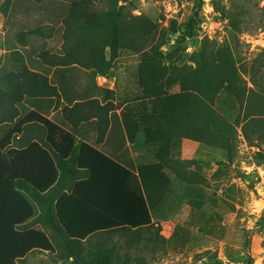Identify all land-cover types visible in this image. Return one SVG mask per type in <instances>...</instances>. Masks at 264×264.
<instances>
[{
	"label": "trees",
	"instance_id": "1",
	"mask_svg": "<svg viewBox=\"0 0 264 264\" xmlns=\"http://www.w3.org/2000/svg\"><path fill=\"white\" fill-rule=\"evenodd\" d=\"M100 2L70 4L63 20L62 53L52 58L44 52L46 64L81 66L95 77L111 75L122 53L120 31L135 16L120 0H107L106 8ZM54 29L44 25L29 33L52 38ZM170 32L178 36L168 53L163 51L166 39L161 37L152 45L145 40L132 46L140 48V80L149 98L131 116L137 118V129L142 127L146 143L161 144L157 168L145 165L136 174L131 165L98 147L108 132V111H112L107 110L108 104L90 100L85 114H80L81 102L63 108L70 123L96 119L100 137L91 144L37 109L20 117L15 99L9 102L0 91V123L16 121L0 139V264H20L35 251L57 255L60 262L72 258L74 264H130L128 257L119 256L115 245L92 240L117 231L136 234L154 225L152 207L157 197L149 173L156 179L158 168L170 160L162 152L174 138L220 148L233 162L239 126L253 125L259 145L255 163L264 165V48L250 63H239L229 44L204 40L200 50L189 56L194 63L189 66L177 61L185 55L183 43L193 29L173 27ZM42 81L43 85L30 81L32 97L61 95L45 77ZM177 85L179 90L172 92ZM222 96L236 107L235 118L232 104L219 107ZM33 125L43 135L16 145ZM143 263L138 258L132 264Z\"/></svg>",
	"mask_w": 264,
	"mask_h": 264
},
{
	"label": "rangeland",
	"instance_id": "2",
	"mask_svg": "<svg viewBox=\"0 0 264 264\" xmlns=\"http://www.w3.org/2000/svg\"><path fill=\"white\" fill-rule=\"evenodd\" d=\"M73 1L0 0V91L9 102L15 99L20 117L37 109L70 129L63 108L73 103L67 98H93L95 104H108L115 128L108 146L100 147L131 165L136 174L145 165L157 168L162 147L146 143L142 127L137 129V118L131 116L149 98L140 80V48L132 49L135 43L147 40L146 45H152L161 37L166 39L163 51L168 53L178 36L170 29L188 32L191 27L193 35L183 43L185 55L177 61L189 66H194L189 56L200 50L204 40L229 44L239 63H250L264 48V0H120L135 19L120 31L122 53L111 75L102 79L81 66H50L43 53L52 58L61 55L63 20ZM99 6L106 8L107 0H101ZM44 25L54 26L52 38L29 33ZM43 77L56 86L60 96L50 100L48 96H31L30 81L43 85ZM171 90L177 91L179 86ZM16 93L19 97L10 96ZM231 104L224 96L219 101L222 109ZM231 108L235 118L236 107L232 104ZM15 124L0 123V139ZM82 126L78 131L81 137L91 143L99 140V131L91 123ZM238 130L233 162L220 148L174 138L162 152L170 160L158 168L156 179L149 173L157 197L152 207L154 225L136 234L117 231L97 235L92 242L115 245L119 256L128 257L130 264L138 258L144 259L143 264H264V165L255 163L259 151L255 127L242 124ZM40 134L39 127L30 126L15 144ZM163 176L167 179H161ZM60 261L57 255L35 251L26 264H74L72 258Z\"/></svg>",
	"mask_w": 264,
	"mask_h": 264
},
{
	"label": "crops",
	"instance_id": "3",
	"mask_svg": "<svg viewBox=\"0 0 264 264\" xmlns=\"http://www.w3.org/2000/svg\"><path fill=\"white\" fill-rule=\"evenodd\" d=\"M102 79H106V77H104V76H100ZM48 98H49V100H50V98H56V96H48ZM62 101H63V99H61ZM90 100H93V98H88L87 99V101H84V100H80V99H77L72 105H70V107H73L74 105H75V103L76 102H81L82 103V107L80 108V111H81V113L80 114H85V112H86V107H87V102L88 101H90ZM102 106H104L103 104H101ZM106 105V104H105ZM55 106H56V104H55ZM55 106H54V108H55ZM60 110L62 109V107H60L59 108ZM112 111H110V113H111ZM112 116V115H111ZM110 115L108 116L109 118L111 117ZM50 118V117H49ZM68 123H70L68 120H66ZM122 123V126L124 125L123 124V121H122V119L120 120ZM85 122H89V123H91V126H92V128L94 129V130H97V132H98V129H97V123H96V119H89V120H83V121H80V122H77L76 124H73V123H70L71 125V127H72V129H70V128H68V127H66L65 125H63L64 127H66L67 129H69V130H71V131H73L74 133H75V135L77 136V138L79 139V140H85V141H88L86 138H84V137H81L79 134H78V131L79 130H81L82 129V124L83 123H85ZM120 124V123H119ZM121 124H120V126H121ZM118 125V124H117ZM119 126V125H118ZM115 128V122L113 121V122H111V120H110V122H109V127H108V132H107V135H106V137L102 140L103 142L101 143V144H99L98 145V147L100 148V149H102L100 146H104V147H107L108 146V143H110L111 142V139H110V137H111V134H112V131H113V129ZM126 133V132H125ZM99 134V133H98ZM99 137H100V135H99ZM127 139H128V137H127ZM30 140V138L27 140V141H29ZM97 141H98V139H97ZM97 141L95 142V143H91L90 141H88L89 143H91V144H96L97 143ZM131 143L129 142V139H128V141H127V145H130ZM103 150V149H102ZM104 151V150H103ZM104 152H106V151H104ZM115 152V151H114ZM107 154H109V155H111V156H114V155H112V154H110V153H108V152H106ZM115 157V156H114ZM32 220H30V221H28V223L29 222H31ZM39 227H42L41 225H39ZM31 254L32 253H30V254H28L26 257H25V260L22 262V263H20V264H26V261H27V259H29V257L31 256Z\"/></svg>",
	"mask_w": 264,
	"mask_h": 264
}]
</instances>
